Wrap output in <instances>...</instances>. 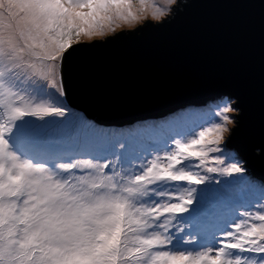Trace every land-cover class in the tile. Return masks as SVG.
<instances>
[{
  "label": "snow or ice",
  "instance_id": "1",
  "mask_svg": "<svg viewBox=\"0 0 264 264\" xmlns=\"http://www.w3.org/2000/svg\"><path fill=\"white\" fill-rule=\"evenodd\" d=\"M186 0H0V264H264V205L241 213L222 233L219 246L173 251L175 215L194 204L207 174H241L228 144L239 126V98L221 93L196 111L181 106L143 136L171 145L137 171L115 161L75 160L61 164L67 175L33 165L10 150L8 135L25 116H63L65 110L38 100L24 85L42 83L60 99L72 87L76 54L122 37L171 23ZM119 30V31H118ZM234 125V126H233ZM187 136V139L184 137ZM123 145H121L122 147ZM264 154V147H258ZM119 196L137 231V242L116 252L98 242L86 205ZM155 197V198H153ZM58 198L62 211L44 218L36 211ZM132 227H136L133 225ZM248 254V255H245Z\"/></svg>",
  "mask_w": 264,
  "mask_h": 264
},
{
  "label": "water",
  "instance_id": "2",
  "mask_svg": "<svg viewBox=\"0 0 264 264\" xmlns=\"http://www.w3.org/2000/svg\"><path fill=\"white\" fill-rule=\"evenodd\" d=\"M63 102L101 126L161 118L221 93L239 98L228 146L264 179V0H186L162 28L76 54Z\"/></svg>",
  "mask_w": 264,
  "mask_h": 264
},
{
  "label": "rangeland",
  "instance_id": "3",
  "mask_svg": "<svg viewBox=\"0 0 264 264\" xmlns=\"http://www.w3.org/2000/svg\"><path fill=\"white\" fill-rule=\"evenodd\" d=\"M32 85L26 84L24 87L34 94L38 100H41L42 98L39 97V93L33 90ZM51 90L55 91L53 89ZM49 96L59 98L57 93L49 94ZM46 101L49 102L50 99L48 98ZM50 104L52 106L61 107L65 110V106L60 98ZM192 106L194 105H189L187 108L196 111L197 109L194 108H197L198 106ZM80 116L82 115L80 114ZM166 116L167 115H165V117ZM53 119L62 121L59 124L60 127L63 125L64 127H67V123L73 122L78 129L92 130L94 139L88 141L89 144L82 143L77 151L70 155H58L56 153L49 155L39 149L37 153L30 157L28 156V150L16 151V149H19V146H17L18 144H26L29 149L42 147L43 144L47 143L41 135L40 129L46 128L47 124ZM158 119L145 120L143 123H140L143 124L140 128L145 129L149 125L159 124L165 120L162 118ZM149 121H154L155 124H151ZM136 123L139 122L125 126L132 127ZM15 126L21 135L27 137V141L17 143L15 139L16 134L13 130L7 137L10 150L17 154L21 159L30 161L33 165H43L50 171L59 172L63 175H67V173L60 168L56 169V166L70 164L75 160L81 159H89L94 162L113 160L116 162L115 167L117 170L137 171L147 160H150L157 154L163 155L164 151H169L171 148V145L166 143L163 139L158 138L157 140H152V138H145L143 132H139L138 137L133 128L124 129L120 133L114 132V127H107L105 130L103 129V131L94 132L93 127L83 122V120H79V117L76 115L68 117H65L64 115H52L43 118L25 116L22 119L17 120ZM31 127H33L32 132L29 130ZM118 127L124 128L123 126ZM99 136H101L100 139ZM55 137H59V140L61 134ZM140 138H142V140ZM184 139H187V136H185ZM152 141H154L155 144H153ZM75 145L76 143L72 144L73 147ZM121 145L123 146L121 147ZM100 148H104V151L100 152ZM228 148L231 150L229 146ZM233 152H235L236 155L230 157L229 160L240 163L245 171L241 173V176H238L237 174L231 176L207 174L208 179L203 185L194 186L197 189L194 204L189 206L188 212L174 214L175 224L173 225V228L170 229L169 233L171 239L168 247L171 250L196 252L208 247H218V242L221 239L222 233L230 231L231 229L229 226L242 219L241 213L255 211L257 206L261 205L260 202L264 204V190L260 188H264V186L259 185L260 182L255 181L260 179L264 182V179H256V177H253L246 162L240 157V155H237L238 152L236 150H233ZM36 156H38L41 161H33ZM237 180L241 181L243 186H240V182H237ZM248 192L250 193L251 202L245 203L244 201L248 200V197L242 199V195ZM255 197L257 198L255 199ZM82 264H87V262H82Z\"/></svg>",
  "mask_w": 264,
  "mask_h": 264
},
{
  "label": "clouds",
  "instance_id": "4",
  "mask_svg": "<svg viewBox=\"0 0 264 264\" xmlns=\"http://www.w3.org/2000/svg\"><path fill=\"white\" fill-rule=\"evenodd\" d=\"M256 151L257 154H260L259 149ZM88 199L95 201L94 205H86V207L90 209V219L93 221V226L98 234V242L104 248L114 253L117 251L122 239L126 244L137 242L136 237L129 235L126 229L132 232L137 231L139 228L138 220L122 206L123 201L119 196L107 195L97 200L89 193ZM61 211L62 204L58 198L46 201L36 211V220L31 227L39 232L44 218L49 215H58ZM133 225H136V227H132Z\"/></svg>",
  "mask_w": 264,
  "mask_h": 264
},
{
  "label": "bare ground",
  "instance_id": "5",
  "mask_svg": "<svg viewBox=\"0 0 264 264\" xmlns=\"http://www.w3.org/2000/svg\"><path fill=\"white\" fill-rule=\"evenodd\" d=\"M33 90H35L37 93H39V97H41L44 101L48 100V98L50 99L49 103L51 102H55L56 100H58L59 98H53L51 96H49V94H56L55 91H52L51 89L47 88L44 84L42 83H37V84H33L32 85ZM62 103L64 104L65 108H67L68 110H70L71 108L68 107L63 101ZM198 107H200V105H196ZM66 114H68L67 112H65ZM170 115L162 116V119H165L167 117H169ZM79 120H82L81 117H79ZM62 121H59L57 119H53L51 120L46 128H41L40 129V133L42 135H45V141H47V144H45V146L42 147H35V148H29L26 144H21V145H17L19 146V150H28V156L32 157L35 153H37V151H39V149L42 152H45L49 155H53L54 153L66 149V148H74L72 146L73 143H77L79 140H81V138H83L81 141L84 142L85 144H89L88 141H92L93 138V131L92 130H84V129H78L73 122H69L66 125H68L67 127H64V125L62 127L59 126V124ZM16 127V126H15ZM60 127V128H59ZM98 129L94 128V132H97ZM59 134H61V138L58 141L57 140L59 137H55V136H59ZM117 134V133H116ZM23 140L20 136V134L16 137V142L18 143L19 141ZM57 154V153H56ZM57 168V167H55ZM238 176H241V174H237ZM219 177V176H218ZM237 182H240L239 185H242V182L237 180ZM244 183V182H243ZM242 199L245 197H248V200L244 201L245 203H250L251 202V198H250V193H246L244 195H242Z\"/></svg>",
  "mask_w": 264,
  "mask_h": 264
},
{
  "label": "trees",
  "instance_id": "6",
  "mask_svg": "<svg viewBox=\"0 0 264 264\" xmlns=\"http://www.w3.org/2000/svg\"><path fill=\"white\" fill-rule=\"evenodd\" d=\"M202 106V104H200V107ZM192 107H195V105L194 106H192ZM200 107H197V108H194V109H199ZM65 112H67L68 114H64V116L65 117H68V116H74V115H76L77 117H81V119L83 120V122H85L86 124H88L89 126H91V127H93V128H96V129H98V132H100V131H103V129L105 130L107 127H104V126H101V125H96V124H94V123H91V121H88V120H86L84 117H82V116H80V113L77 111V110H74V109H70V110H68L67 108H65ZM172 114V113H171ZM170 114V115H171ZM158 119V118H157ZM159 120V119H158ZM157 120V121H158ZM91 124H90V123ZM140 123H143V122H139V123H136V124H134V126H132V127H130V126H123L124 128H120V127H114L113 129V131L114 132H117V133H120L122 130H124V129H129V128H133V129H135V133H136V135L139 137V132H143V128H140V126H142L143 124H140ZM145 123H148V122H145ZM149 123H151V124H155V122L154 121H149ZM137 125V126H136ZM118 128H120V129H118ZM29 130L32 132V130H33V127H31V128H29ZM14 132H15V139H16V137L20 134L19 133V130L17 129V127H15L14 128ZM42 135V134H41ZM20 136H21V138L23 139V140H21V141H19V142H26L27 141V137L26 136H24V135H21L20 134ZM43 136V138L45 139V135H42ZM101 138V136H99V139ZM145 138H150V137H147V136H145ZM141 140H142V138H140ZM158 139V138H157ZM157 139H153L152 138V140H157ZM81 140H82V138H81ZM81 140H79L77 143H76V145H75V147L74 148H66V149H63V150H60V151H58V152H56L58 155H60V154H68V155H70V154H74L76 151H77V149H78V147L82 144V143H84V142H82ZM55 141H58V139L57 140H55ZM152 143L153 144H155V142L154 141H152ZM45 144H47V143H45ZM45 144H43V146H45ZM85 144V143H84ZM17 150H19V149H16V151ZM20 151H22V150H20ZM102 151H104V148H100V152H102ZM233 151V150H232ZM18 153V152H17ZM20 153H22V152H20ZM101 154H104V153H101ZM237 155H240V157L243 159V156H242V154L240 153V152H238V154ZM57 157V156H56ZM244 160V159H243ZM33 161H37V162H39V161H41L40 159H39V157L38 156H36L35 158H34V160ZM245 161V160H244ZM57 168L56 169H59V166H56ZM257 179V178H256ZM251 181V180H250ZM255 181H258V182H260L259 183V185H262V186H264V182L262 181V180H260V179H257V180H255ZM260 187V186H259ZM261 189H263L264 190V188H262V187H260ZM249 197V196H248ZM257 197H255V199H256ZM195 201V200H194ZM261 203V205H264V204H262V202H260ZM257 209V208H256ZM246 255V254H245Z\"/></svg>",
  "mask_w": 264,
  "mask_h": 264
}]
</instances>
